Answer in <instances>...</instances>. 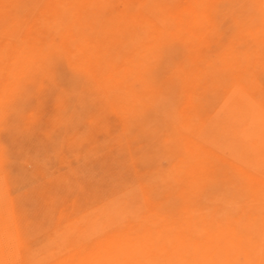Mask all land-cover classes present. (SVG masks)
<instances>
[{"label":"rangeland","instance_id":"obj_1","mask_svg":"<svg viewBox=\"0 0 264 264\" xmlns=\"http://www.w3.org/2000/svg\"><path fill=\"white\" fill-rule=\"evenodd\" d=\"M0 264H264V0H0Z\"/></svg>","mask_w":264,"mask_h":264}]
</instances>
